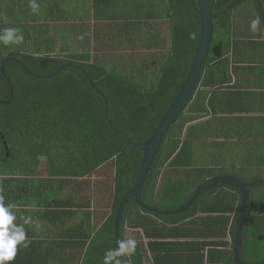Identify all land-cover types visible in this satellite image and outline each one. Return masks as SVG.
<instances>
[{"label":"crops","instance_id":"obj_1","mask_svg":"<svg viewBox=\"0 0 264 264\" xmlns=\"http://www.w3.org/2000/svg\"><path fill=\"white\" fill-rule=\"evenodd\" d=\"M36 3L39 9L33 13L29 0H0V24L6 22L18 28L24 37L9 52L16 49L34 57L98 63L145 91L156 86L173 50V25L167 0H36ZM10 11L20 16L11 17ZM257 16L262 18L261 24L253 32L250 25ZM231 20L234 45L226 68L219 72L224 79L220 86H202L209 76L206 65L198 89L214 92L212 106L217 112L189 123L184 134L190 128L188 139L200 149L191 153L193 167H187L197 173L194 179L209 182L220 176H234L251 184L239 262L235 244L241 195L234 186L218 184L211 188L216 189L215 193L207 191L202 196L200 205L223 193L224 198L216 205L220 209L234 206L230 212L219 213L216 206L215 210L204 212L199 205L182 220L160 219L144 213L143 216L156 222L153 231L168 230L161 232L169 235L164 238L147 237L143 229L129 227L126 219L122 240L137 239L145 245L144 264H264V0H244L231 12ZM216 64L220 60L211 65ZM218 88L221 90L216 91ZM187 108L182 116L192 114ZM188 139L184 136L183 143L187 145ZM219 152L228 159L225 156L221 159ZM36 155L13 162L14 172L0 176L4 179L0 181L4 203L15 205L14 223L23 225L30 241L27 248L17 245L15 259L6 264H104L100 250L97 255L90 248L101 227L113 215L114 186H107L110 182L105 173L98 175L108 166L92 175L59 176L51 172L47 154L38 151ZM201 171L206 173L199 175ZM159 188L151 201L158 207ZM171 201L173 205L175 201ZM172 205L161 206L164 210L181 208ZM26 217H31L32 223L24 224ZM209 217L210 224L201 220ZM226 218H229L227 229L220 231ZM177 226L180 229L174 230ZM157 240L184 243L149 248L148 243ZM218 241L227 244L212 243ZM131 254L128 258L132 264Z\"/></svg>","mask_w":264,"mask_h":264},{"label":"trees","instance_id":"obj_2","mask_svg":"<svg viewBox=\"0 0 264 264\" xmlns=\"http://www.w3.org/2000/svg\"><path fill=\"white\" fill-rule=\"evenodd\" d=\"M236 1L209 0L214 14L223 12ZM167 2L173 25V50L158 83L151 91L143 90L133 81L119 76L115 70L98 63L87 64L74 60L34 57L16 49L9 52L10 47L17 48V45L0 42V176L12 174L13 162L27 157L35 158L38 151L48 155L51 172L59 176L92 175L101 167L111 164L114 167L115 191L113 215L101 227L90 248L97 255L100 250L99 255L103 259L105 253L116 246L114 221L117 207L122 197L135 184L143 159V152L134 148L125 137L136 144H144L150 138L185 82L199 44L201 18L197 0ZM231 12L214 21V35L206 64L209 66L207 68L209 76L202 83L206 88L220 86L221 80L224 79L219 72L226 68L225 64L229 62V54L234 45ZM10 15L17 17L20 13L14 14L10 11ZM8 27L12 26L6 22L4 25L1 23L0 31ZM218 60L220 64L211 65ZM4 62H6L4 72L10 84L2 73ZM66 64L74 67H68L52 76ZM77 67L86 70L96 89ZM212 78L213 81L210 80ZM199 87L194 93L193 102L191 101L187 108L192 114L181 116L167 134L142 193L143 201L151 202L155 196L156 186H159L160 208L165 207V199L175 201L172 206L182 207L190 196L208 182V179L207 181L201 178L194 179L197 173L187 168L193 167L191 154L193 143L188 139L190 128L186 134L184 128L189 123L206 117L210 112L214 114L217 112L212 106L214 92L211 94L209 90L198 91ZM11 88L14 89L13 100L10 103H2L10 100ZM219 90L221 89L218 88L216 91ZM105 99L108 100V117ZM109 122L113 126H110ZM184 136L188 139L187 145L182 141ZM166 166L168 168L164 169ZM187 170L190 172L186 178L178 177L181 172ZM160 172L163 173L159 183ZM205 173L201 171L198 174ZM0 181L4 179L0 178ZM230 188L235 190L234 187ZM215 190L209 189L207 193H215ZM212 197H215L212 205H209V200L200 205L203 198L201 196L190 210L170 217L151 214L136 206L135 200L131 199L126 207L122 229L127 219L129 227L143 229L147 237L164 238L169 235L161 232L168 230L165 228L153 231V226L157 224L154 225L156 222L143 216L144 213L160 219L182 220L195 212L199 205L204 212L215 210L218 207L216 204L224 196L220 193ZM132 206L134 207L128 215ZM233 207L227 209L218 207L220 209L218 212H230ZM228 219L222 222L224 227L220 231L227 229ZM201 220H204L205 224H210L211 217ZM235 226L232 230L233 237ZM176 229L180 228L177 226L174 230ZM102 233L108 236L103 237ZM136 241L135 251L131 254L132 264H144L142 252H146V247L139 240ZM183 243L157 240L149 242L148 246L165 247ZM212 243L227 244L219 241Z\"/></svg>","mask_w":264,"mask_h":264},{"label":"water","instance_id":"obj_3","mask_svg":"<svg viewBox=\"0 0 264 264\" xmlns=\"http://www.w3.org/2000/svg\"><path fill=\"white\" fill-rule=\"evenodd\" d=\"M244 0H237L231 6L226 8L223 12L214 14L209 0H197L199 7V14L201 18V33L199 44L197 46V50L191 64V68L188 72L187 78L183 83L180 91L178 92L176 98L173 100L172 104L169 106L167 112L157 125L156 129L150 136V138L144 144H136L130 138H127V141L133 145L134 148L143 152V159L141 162V167L139 170V174L137 180L133 187L122 197L119 205L117 207L115 221H114V242L116 246H118V241L122 240V224L124 220V214L126 211V207L131 199L135 200V205L139 208L148 211L151 214L159 215V216H176L184 213L189 210L199 197L203 196L209 189L218 185V184H228L234 186L241 195V204H240V213H239V222L236 236V246H235V254L236 261L239 262V250L242 236V228L243 223L245 221L246 215V207L247 200L249 197L248 188H250L251 184L244 182L243 180L236 178L234 176H220L217 177L203 186H201L188 200V202L177 210H164L159 208L157 204H152L151 202H145L142 199V193L145 188V185L148 181L149 174L153 170V166L157 161V156L160 152L161 146L163 142L166 140L167 134L170 132L172 127L177 123L178 119L184 114L186 108L190 104L194 93L199 87L201 77L206 69V63L208 60L211 43L214 35V21L226 14L230 11H233L238 5L243 3ZM5 63L2 65V73L4 77L7 79V76L4 72ZM74 67L71 64L63 65L58 72L53 74L52 76H56L60 71L68 68ZM79 71H81L89 80V83L92 85L94 89L95 85L93 83L92 78L86 72V70L81 67H77ZM10 84L9 80L7 79ZM14 98V89L11 88V97L7 102L2 103H10ZM1 102V101H0ZM105 109L106 116L108 117V100L105 99ZM110 126H113L111 122H109ZM121 134L120 132H117ZM8 150V148H7ZM124 257H121V260H124ZM128 264H131L128 258Z\"/></svg>","mask_w":264,"mask_h":264},{"label":"clouds","instance_id":"obj_4","mask_svg":"<svg viewBox=\"0 0 264 264\" xmlns=\"http://www.w3.org/2000/svg\"><path fill=\"white\" fill-rule=\"evenodd\" d=\"M29 7L33 13L39 9L36 0H29ZM262 18L257 16L251 22V30L256 32L261 24ZM23 35L20 30L14 27H8L0 31V42L4 44H19L23 42ZM5 197L0 189V264L13 261L17 253V245L27 248L30 241L27 239L26 231L23 225L16 224L17 220L13 204H5ZM124 221V220H123ZM32 223L31 217L24 218V224ZM137 241L134 239L119 240L118 246L108 250L104 256V264H128V256L135 251ZM124 257V260H121Z\"/></svg>","mask_w":264,"mask_h":264},{"label":"rangeland","instance_id":"obj_5","mask_svg":"<svg viewBox=\"0 0 264 264\" xmlns=\"http://www.w3.org/2000/svg\"><path fill=\"white\" fill-rule=\"evenodd\" d=\"M197 150H200V149H198L197 147H194V144L192 145V150H191V152H197ZM223 152V151H222ZM222 152H219V157L221 158V159H223L222 157L223 156H225V154L224 153H222ZM224 158H226V159H228L226 156L224 157ZM114 167L111 165V164H109L108 165V167H106L105 169H101L100 170V172L98 173V175H101L102 176V173L104 174H106V175H104V176H106L107 178H109V182H110V184L109 185H107V186H109V187H111V188H113V186H114V183H113V181H112V179L114 178ZM190 171L189 170H187V171H184V172H181L180 174H179V178L180 177H182V178H185L186 176H187V174L189 173ZM162 173L163 172H160V175H159V179L158 180H161V175H162ZM185 180V179H184ZM157 188H159V186H156V191H155V196H156V192L158 191L157 190ZM155 196H154V198H155ZM159 197H161V196H159ZM213 198H215V197H212V198H210L209 199V205H212V203H213ZM159 199V198H158ZM165 202H166V204H165V207H170L171 205H172V201L171 200H168L167 201V199H165Z\"/></svg>","mask_w":264,"mask_h":264}]
</instances>
